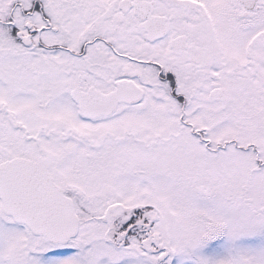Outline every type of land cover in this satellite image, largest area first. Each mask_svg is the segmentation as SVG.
Listing matches in <instances>:
<instances>
[{
  "label": "snow or ice",
  "instance_id": "snow-or-ice-1",
  "mask_svg": "<svg viewBox=\"0 0 264 264\" xmlns=\"http://www.w3.org/2000/svg\"><path fill=\"white\" fill-rule=\"evenodd\" d=\"M0 264H264V0H0Z\"/></svg>",
  "mask_w": 264,
  "mask_h": 264
}]
</instances>
